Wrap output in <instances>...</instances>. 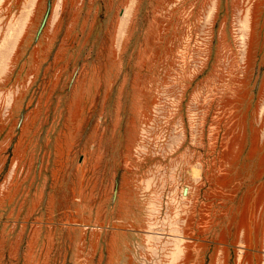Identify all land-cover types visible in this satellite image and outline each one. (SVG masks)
Here are the masks:
<instances>
[{"label":"rangeland","instance_id":"rangeland-1","mask_svg":"<svg viewBox=\"0 0 264 264\" xmlns=\"http://www.w3.org/2000/svg\"><path fill=\"white\" fill-rule=\"evenodd\" d=\"M0 264H264V0H0Z\"/></svg>","mask_w":264,"mask_h":264}]
</instances>
